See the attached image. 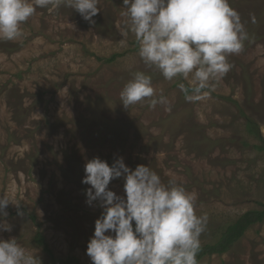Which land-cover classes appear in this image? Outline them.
<instances>
[{"label":"rangeland","instance_id":"rangeland-1","mask_svg":"<svg viewBox=\"0 0 264 264\" xmlns=\"http://www.w3.org/2000/svg\"><path fill=\"white\" fill-rule=\"evenodd\" d=\"M249 34L230 55L231 70L208 97L189 102L178 87L147 68L123 26L122 0H100L84 20L71 8L37 9L24 36L0 41V196L15 238L41 264L52 258L92 263L86 254L103 209L86 203V160L109 165L122 157L134 169L148 165L167 183L174 179L196 195L197 215H207L201 245L218 240L245 211L264 202V0H229ZM253 19L255 22H253ZM152 77L171 102L147 101L125 109L119 92L133 71ZM250 123V124H248ZM123 178L109 189L124 195ZM39 233L43 245L35 240ZM198 264H264V217L222 253Z\"/></svg>","mask_w":264,"mask_h":264},{"label":"clouds","instance_id":"clouds-1","mask_svg":"<svg viewBox=\"0 0 264 264\" xmlns=\"http://www.w3.org/2000/svg\"><path fill=\"white\" fill-rule=\"evenodd\" d=\"M100 0H0V41L24 36L22 25L36 10L49 13L61 7L78 12L89 23L99 11ZM123 26L138 45V56L147 68L165 80L182 78L178 87L189 102L201 101L232 68L228 57L243 51L249 34L229 0H122ZM253 22L255 20L253 19ZM125 109L147 101L171 111V102L157 92L152 77L133 71L119 92ZM82 183L86 203L97 201L103 209L94 222L86 254L92 264H198L200 236L207 215H197L196 195L170 179L162 182L148 165L130 169L122 157L111 165L99 157L86 160ZM123 178L124 195L109 189ZM20 203L0 196V230L11 231L5 219L9 204ZM0 264H41L15 238H0Z\"/></svg>","mask_w":264,"mask_h":264},{"label":"trees","instance_id":"trees-1","mask_svg":"<svg viewBox=\"0 0 264 264\" xmlns=\"http://www.w3.org/2000/svg\"><path fill=\"white\" fill-rule=\"evenodd\" d=\"M250 124V123H248ZM260 148H264L260 146ZM262 209H252L245 211L241 216H239L236 221L229 225L226 230L223 232L221 237L213 243H205L201 245L200 251L197 254V260L202 256L213 253L222 254L226 252L230 246L237 241L247 229L249 225H252L255 222H259L264 217V202L261 203ZM35 240L43 245V248L50 253V250L47 248V245L44 241L42 235L37 233L35 235ZM70 262H76L74 258H52L51 264H70ZM92 264V263H90Z\"/></svg>","mask_w":264,"mask_h":264}]
</instances>
